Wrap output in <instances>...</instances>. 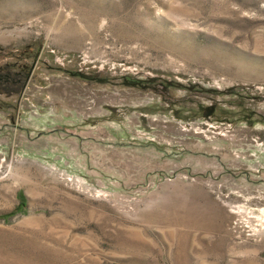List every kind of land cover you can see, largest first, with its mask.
Returning a JSON list of instances; mask_svg holds the SVG:
<instances>
[{
	"label": "rangeland",
	"instance_id": "1",
	"mask_svg": "<svg viewBox=\"0 0 264 264\" xmlns=\"http://www.w3.org/2000/svg\"><path fill=\"white\" fill-rule=\"evenodd\" d=\"M0 264H264V0H0Z\"/></svg>",
	"mask_w": 264,
	"mask_h": 264
},
{
	"label": "water",
	"instance_id": "2",
	"mask_svg": "<svg viewBox=\"0 0 264 264\" xmlns=\"http://www.w3.org/2000/svg\"><path fill=\"white\" fill-rule=\"evenodd\" d=\"M214 111V106H210L205 110L204 116L208 117L209 115L212 114V112Z\"/></svg>",
	"mask_w": 264,
	"mask_h": 264
}]
</instances>
